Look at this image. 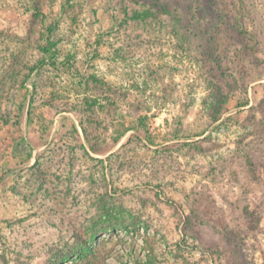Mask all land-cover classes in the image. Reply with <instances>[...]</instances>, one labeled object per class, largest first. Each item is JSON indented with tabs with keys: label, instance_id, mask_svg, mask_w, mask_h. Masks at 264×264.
<instances>
[{
	"label": "rangeland",
	"instance_id": "1",
	"mask_svg": "<svg viewBox=\"0 0 264 264\" xmlns=\"http://www.w3.org/2000/svg\"><path fill=\"white\" fill-rule=\"evenodd\" d=\"M104 212L107 264H264V0H0V264Z\"/></svg>",
	"mask_w": 264,
	"mask_h": 264
},
{
	"label": "trees",
	"instance_id": "2",
	"mask_svg": "<svg viewBox=\"0 0 264 264\" xmlns=\"http://www.w3.org/2000/svg\"><path fill=\"white\" fill-rule=\"evenodd\" d=\"M33 9L38 11L36 6H33ZM35 13L39 14L38 12ZM103 216L107 219V225L100 227V229H94L92 233H88L84 237L76 234L73 242L69 245H65L62 248L56 247L53 251L54 253L46 260L45 264H107L105 262L106 257L101 253L100 245L98 244L100 230H104V232H115L117 226H122L127 229V225H125L126 221L124 218L111 219L108 212H104ZM129 226L136 228L137 220L133 219L129 223ZM130 262L131 264H154L155 258L150 257L144 262L131 258Z\"/></svg>",
	"mask_w": 264,
	"mask_h": 264
}]
</instances>
